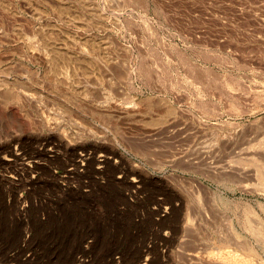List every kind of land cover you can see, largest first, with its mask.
Segmentation results:
<instances>
[{
    "label": "rangeland",
    "instance_id": "1",
    "mask_svg": "<svg viewBox=\"0 0 264 264\" xmlns=\"http://www.w3.org/2000/svg\"><path fill=\"white\" fill-rule=\"evenodd\" d=\"M260 134L264 0H0V264L264 263Z\"/></svg>",
    "mask_w": 264,
    "mask_h": 264
},
{
    "label": "bare ground",
    "instance_id": "2",
    "mask_svg": "<svg viewBox=\"0 0 264 264\" xmlns=\"http://www.w3.org/2000/svg\"><path fill=\"white\" fill-rule=\"evenodd\" d=\"M262 132V131H261ZM257 134H259V133H257ZM261 135V134H260ZM262 137H264V134L263 135H261L260 136V139L262 138ZM242 141H244V140H242ZM250 141V140H249ZM257 142V141H256ZM245 142H243V144H244ZM246 144V143H245ZM249 144H251V146L249 145V147H250V149H249V147H247V145L246 146H244V145H241L240 147H239V150H238V153L240 152V154L239 155H241V154H244L245 156H246V154H249L250 153V155L249 156H251V154L253 155H257L256 156V158H260L261 160H262V158L264 157V139L262 138L261 140H259L257 143H255V144H253V143H249ZM254 148V149H253ZM246 153V154H245ZM238 155V156H239ZM242 156V155H241ZM248 156V155H247ZM246 156V157H247ZM240 157V156H239ZM243 157V156H242ZM242 157H240V158H242ZM244 158V157H243ZM242 158V159H243ZM252 158V157H251ZM244 160H246V158H244ZM248 160V159H247ZM251 160V159H250ZM264 161V160H263ZM262 161V162H263ZM259 163V162H258ZM227 164H229V163H227ZM226 164V165H227ZM254 164H257V163H254ZM260 164V163H259ZM258 164V165H259ZM216 166V165H215ZM220 166V165H219ZM229 166V165H228ZM212 167V166H211ZM214 167V166H213ZM227 167V166H226ZM218 168L219 167H217V170H214V172H216V171H218ZM229 168H232V167H228V169ZM261 168V167H260ZM262 168H264V167H262ZM216 169V168H215ZM226 169V168H225ZM223 170V169H221V170H223V171H221L220 169V174L219 173H216L217 175L219 174V175H222V173H226V172H228V171H226V170ZM210 171V170H209ZM213 170H211V172H212ZM224 171H226V172H224ZM261 171H263V170H261ZM258 175V174H257ZM260 178L261 179H264V172H261L260 173ZM203 196L205 197V198H208V200L210 199V200H213V198H215L214 197V195H211V193H207V195H205V194H203ZM203 197V198H204ZM205 198L204 199H202V201L204 200L205 201ZM201 198H199V201H201L200 200ZM207 200V199H206ZM207 200V201H208ZM207 201H205V204L203 203V202H199L201 205H202V211L203 212H205V215L206 216H208L209 214H207V211L209 210L208 209V207H207V205H208V202ZM215 201V200H214ZM210 202V201H209ZM213 202V201H212ZM249 215V214H248ZM247 216V215H246ZM187 221H185L186 222V227L185 228H189L190 227V225L192 226L193 224H192V220L188 217V219H186ZM252 220V219H251ZM254 220L256 221L257 219H255L254 218ZM254 220H253V222H254ZM261 220V219H260ZM257 223H259L258 221H256ZM255 222V223H256ZM251 224V223H250ZM263 224V223H262ZM214 226H216V225H214ZM218 228V227H217ZM250 229L252 230L251 231V234H254L258 239H261V240H264V225L262 226V225H256V226H254V224H251L250 225ZM249 229V230H250ZM217 230V229H216ZM215 230V231H216ZM218 231H219V229H218ZM214 232V231H213ZM216 233V232H215ZM217 235H218V241L221 243V248H225L224 249V251H222L221 250V252H224L223 254H225L226 256L225 257H227V261L225 260V258L221 255V252H220V250H219V254L221 255H218L217 253V257H219V259L217 258V260L215 261H213L212 260V264H242V263H244V264H247V262H248V258H249V255L250 254H252V253H255V250H254V248H253V246L252 245H249L250 243H247V242H245V240L244 241H240V240H238L237 238H236V240H231V239H229V238H222V237H219V234H220V232H219V234L218 233H216ZM223 234V236H225L224 234L225 233H222ZM222 234H220L221 236H222ZM187 235V234H186ZM230 236V235H229ZM232 236V235H231ZM235 236V235H234ZM225 237H228L227 236V234H226V236ZM233 237V236H232ZM237 237V236H236ZM214 238H215V236H214ZM234 239V238H233ZM206 241V240H205ZM212 244V243H211ZM209 246V245H208ZM207 246V247H208ZM211 246V245H210ZM215 249V248H214ZM213 249V250H214ZM212 250V249H211ZM212 251H210L209 253H211ZM212 254H213V252H212ZM211 254V255H212ZM214 255V254H213ZM212 255V256H213ZM211 256V257H212ZM204 257H207V258H211V257H208V256H204ZM214 257H216V256H213V258ZM221 257V258H220ZM202 259H204L203 261H205V262H207V260H209V259H206L205 260V258H202ZM211 260V259H210ZM250 261V260H249ZM205 262H203V264L205 263ZM251 262V261H250ZM209 264L211 263V262H208ZM207 263V264H208ZM249 264V263H248ZM260 264H264V263H260Z\"/></svg>",
    "mask_w": 264,
    "mask_h": 264
}]
</instances>
